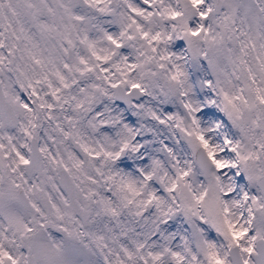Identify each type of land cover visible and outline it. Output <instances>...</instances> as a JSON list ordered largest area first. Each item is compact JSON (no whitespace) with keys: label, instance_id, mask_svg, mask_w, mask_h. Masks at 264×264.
Returning a JSON list of instances; mask_svg holds the SVG:
<instances>
[{"label":"snow or ice","instance_id":"1","mask_svg":"<svg viewBox=\"0 0 264 264\" xmlns=\"http://www.w3.org/2000/svg\"><path fill=\"white\" fill-rule=\"evenodd\" d=\"M0 264H264V0H0Z\"/></svg>","mask_w":264,"mask_h":264}]
</instances>
